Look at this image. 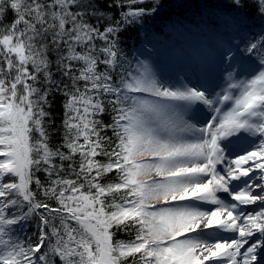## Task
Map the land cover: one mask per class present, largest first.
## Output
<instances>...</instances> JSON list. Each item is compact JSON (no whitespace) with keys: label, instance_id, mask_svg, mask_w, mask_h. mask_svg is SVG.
<instances>
[{"label":"snow or ice","instance_id":"snow-or-ice-1","mask_svg":"<svg viewBox=\"0 0 264 264\" xmlns=\"http://www.w3.org/2000/svg\"><path fill=\"white\" fill-rule=\"evenodd\" d=\"M0 264H264V0H0Z\"/></svg>","mask_w":264,"mask_h":264},{"label":"trees","instance_id":"trees-1","mask_svg":"<svg viewBox=\"0 0 264 264\" xmlns=\"http://www.w3.org/2000/svg\"><path fill=\"white\" fill-rule=\"evenodd\" d=\"M195 9H193L194 11ZM8 19L10 20L11 19V16L8 17ZM129 43H132V41H129ZM62 100H63V97L57 95L56 98H55V101L53 103V106H52V114H53V117L55 119V123L52 125V127L54 129H58L59 128V125H60V121L61 119L63 118V108H62ZM60 141V134H59V131L55 132L52 137H51V143L53 145L57 144L58 142ZM120 238L121 239H128L127 236H125L124 234H121L120 235Z\"/></svg>","mask_w":264,"mask_h":264}]
</instances>
